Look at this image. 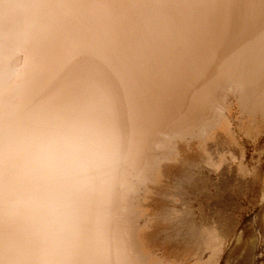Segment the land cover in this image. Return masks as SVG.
Listing matches in <instances>:
<instances>
[{"label":"bare ground","instance_id":"6f19581e","mask_svg":"<svg viewBox=\"0 0 264 264\" xmlns=\"http://www.w3.org/2000/svg\"><path fill=\"white\" fill-rule=\"evenodd\" d=\"M18 2L22 14L32 11V0ZM65 2L70 19L86 23L84 5L92 6L93 0ZM98 2L106 13L113 11L112 0ZM123 11L136 41L129 55L136 59L138 72L121 77L97 70L90 58L82 56L64 65L60 75L102 91L95 102L115 132L100 207L107 229L102 264H148L136 235L140 218L136 201L176 155L177 141L196 142L207 154L211 143L224 138L233 144L230 152L235 154L230 97L239 124L247 121L249 131L264 126V0H132ZM205 12L219 13L225 23L210 48L199 20ZM24 18L26 24L14 30L0 21V88L10 84L13 75L38 78L54 55L51 47L33 49L25 34L33 17ZM237 168L238 177L244 176L242 164ZM220 172L217 189L230 203L233 170L224 167ZM256 243L255 236L244 242L250 248Z\"/></svg>","mask_w":264,"mask_h":264},{"label":"clouds","instance_id":"9594fccd","mask_svg":"<svg viewBox=\"0 0 264 264\" xmlns=\"http://www.w3.org/2000/svg\"><path fill=\"white\" fill-rule=\"evenodd\" d=\"M112 2L110 14L98 0L85 4L81 23L70 19L65 0H32L23 14L18 0H0L9 30L30 14L25 34L33 49L54 50L38 78L13 75L0 88V264H102L107 229L100 207L115 132L95 102L102 91L60 72L82 56L121 77L138 72L123 11L132 0ZM199 20L210 48L224 20L208 12Z\"/></svg>","mask_w":264,"mask_h":264},{"label":"rangeland","instance_id":"374dc122","mask_svg":"<svg viewBox=\"0 0 264 264\" xmlns=\"http://www.w3.org/2000/svg\"><path fill=\"white\" fill-rule=\"evenodd\" d=\"M228 115L234 156L224 138L211 143L207 154L202 145L179 140L176 155L136 201V235L148 264H264V126L249 131L247 121L239 124L233 97ZM224 167L237 178L230 203L217 189ZM250 236L257 239L253 248L244 244Z\"/></svg>","mask_w":264,"mask_h":264},{"label":"crops","instance_id":"0c3cea01","mask_svg":"<svg viewBox=\"0 0 264 264\" xmlns=\"http://www.w3.org/2000/svg\"><path fill=\"white\" fill-rule=\"evenodd\" d=\"M230 153H231V152H230ZM231 154H232V153H231ZM239 154H240V153L238 152V157L241 156V154H240V155H239ZM232 156H234V154H233ZM235 157H236V156H235ZM236 177H237V175H236ZM236 179H237V178H235V177H234V179H233V178H229L230 183H232V184H231V187H232L233 185H234V187H236V183H235V180H236ZM234 187H233V188H234ZM234 189H235V188H234ZM227 194H228L229 197H230L232 193H229V192H228Z\"/></svg>","mask_w":264,"mask_h":264}]
</instances>
